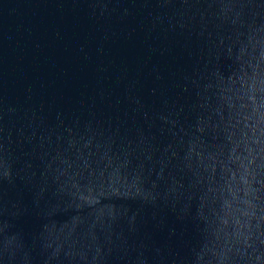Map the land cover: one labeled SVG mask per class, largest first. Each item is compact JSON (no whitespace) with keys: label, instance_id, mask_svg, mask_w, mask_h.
<instances>
[{"label":"water","instance_id":"water-1","mask_svg":"<svg viewBox=\"0 0 264 264\" xmlns=\"http://www.w3.org/2000/svg\"><path fill=\"white\" fill-rule=\"evenodd\" d=\"M0 264H264V0H0Z\"/></svg>","mask_w":264,"mask_h":264}]
</instances>
